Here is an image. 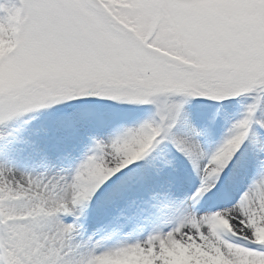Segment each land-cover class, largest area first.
Wrapping results in <instances>:
<instances>
[{
    "label": "snow or ice",
    "instance_id": "obj_1",
    "mask_svg": "<svg viewBox=\"0 0 264 264\" xmlns=\"http://www.w3.org/2000/svg\"><path fill=\"white\" fill-rule=\"evenodd\" d=\"M69 135L86 150L57 170ZM173 152L199 177L183 199L155 183ZM98 201L113 214L89 234ZM177 244L189 264H264V0H0V264H176Z\"/></svg>",
    "mask_w": 264,
    "mask_h": 264
},
{
    "label": "rangeland",
    "instance_id": "obj_2",
    "mask_svg": "<svg viewBox=\"0 0 264 264\" xmlns=\"http://www.w3.org/2000/svg\"><path fill=\"white\" fill-rule=\"evenodd\" d=\"M248 103H250V100L248 98H241L239 103L229 108L226 117H221L217 119V121L214 124H209V128H210L209 133L200 138L201 147L203 148L205 153L210 154L211 152H213L219 146V144L226 138L232 124L235 123V121L243 118V115L246 112V105ZM212 112L213 109L208 110L209 118L211 117ZM52 118H54V116L47 117L46 119H52ZM85 150H86L85 140L82 137L77 138L71 135L65 137L60 143L55 145V147L53 148V154L55 155L56 153H68L70 155L68 156L67 159H64L62 161H56L57 170L59 167L74 169L80 162V158L82 157ZM173 155L175 156L174 165L172 167L165 168L164 171L158 177H156L155 183L157 186L163 185L165 188L170 187L171 190L175 192L178 197H180V199H183L184 194L180 192V187L182 186V184L189 185L190 188L188 191H190V189L195 188L199 183V177L196 173L195 168L193 167L192 163L189 160H187L179 153L173 152ZM7 163H9L10 166L12 167L19 168L21 171L30 172L32 174H38L41 171H44V169L40 167H36L34 165V162L30 160L20 159L14 161H7ZM247 182L248 180L247 178H245L242 181L241 186H243V184ZM100 203L101 202L98 201L97 203L93 204L89 211V216L86 221V225L90 226L87 227L89 234H91L96 228L102 226L101 224L102 217L100 215L96 216V222L98 223V226L93 227L90 222V217L95 212V206L99 205ZM155 227L156 226L153 224H148L144 226L142 230L132 234H129L128 232L120 233L114 236L113 238L107 240L106 245L115 246L120 242L131 243L130 240L132 238L142 236L148 232H149L148 234H150L153 232ZM84 239H87V237H84ZM80 240L81 238L78 237V242ZM182 248L184 249V247ZM176 250L178 253H180L181 246L180 249H176ZM176 250L172 248L169 250V255L172 258V260L176 262V264H189L191 256L193 255L192 249H184L185 251H187L186 261H178L180 258L176 257L177 255L173 253Z\"/></svg>",
    "mask_w": 264,
    "mask_h": 264
},
{
    "label": "bare ground",
    "instance_id": "obj_3",
    "mask_svg": "<svg viewBox=\"0 0 264 264\" xmlns=\"http://www.w3.org/2000/svg\"><path fill=\"white\" fill-rule=\"evenodd\" d=\"M189 185L187 184H182V186L180 187V192H182L183 198L185 197V195L189 192H191L193 189L189 190ZM181 194V193H180ZM113 213V209L105 207L103 204H99L97 206H95V212L92 214V216L90 217V222L92 224V226H98V223L96 222V216L100 215L102 217V225L105 224L110 215ZM87 227H90L89 225H86ZM149 233V232H148ZM148 233L142 235V236H138V237H134L130 240L131 243H135L137 241H143L147 238V236L149 235ZM151 234V233H150ZM96 239H99L98 237ZM172 249L176 250V249H180V245L177 244L175 246L172 247ZM186 249V248H184ZM182 247H181V252L178 253L177 250L174 251L173 253L176 254V257H179L180 259L178 261H186L187 260V251H185Z\"/></svg>",
    "mask_w": 264,
    "mask_h": 264
}]
</instances>
